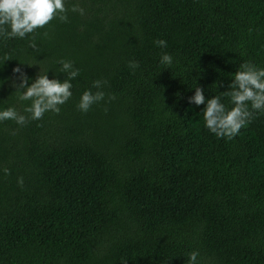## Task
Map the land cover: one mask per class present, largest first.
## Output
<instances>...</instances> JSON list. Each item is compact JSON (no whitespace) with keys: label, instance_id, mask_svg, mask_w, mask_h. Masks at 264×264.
<instances>
[{"label":"trees","instance_id":"16d2710c","mask_svg":"<svg viewBox=\"0 0 264 264\" xmlns=\"http://www.w3.org/2000/svg\"><path fill=\"white\" fill-rule=\"evenodd\" d=\"M73 3L83 14L0 37V104L18 112V62L79 69L58 113L0 121V264H187L192 250L199 264H264V112L228 139L187 102L196 82L217 95L240 63L264 66V0ZM93 80L104 99L81 112Z\"/></svg>","mask_w":264,"mask_h":264},{"label":"clouds","instance_id":"9594fccd","mask_svg":"<svg viewBox=\"0 0 264 264\" xmlns=\"http://www.w3.org/2000/svg\"><path fill=\"white\" fill-rule=\"evenodd\" d=\"M69 11L83 14L84 9L78 3L66 7V0H0V37L24 38L27 34L34 33L37 28H42L53 18L60 21L67 20ZM161 48L166 47L164 39H157L153 42ZM29 46L35 49L36 45L29 42ZM7 54L0 57V65L9 60ZM38 60V59H37ZM18 62V61H17ZM58 65L54 73L51 68L41 70L38 62L24 61L13 66L11 72L18 74L16 79L10 81L14 89L16 100L23 105V111L18 112L12 106L0 104V121L12 120L17 125H23L27 120H38L46 111L58 113L59 105L63 104L72 95L71 81L78 76L79 69L74 67L73 61L65 58H58L54 61ZM173 63V56L162 51L158 58V64L168 68ZM31 67L36 65L38 70L35 78L24 73L19 65ZM129 66L137 67L135 61H130ZM53 73L49 78L48 73ZM57 73H63L64 78H56ZM229 81L225 86L224 81L216 82V88L223 87L217 95L205 96L204 90L196 82L192 95L187 97L190 105L203 107L202 111L204 126L216 137L231 139L238 131L250 122L254 113L264 112V66H258L250 61L239 64L235 71L230 72ZM8 77L0 79V85L8 81ZM101 80H93L91 88L84 89L76 103V108L86 112L89 108L104 99L105 93L102 90ZM95 89V91H93ZM224 98H227L226 101ZM27 114V115H25ZM7 174V169H0ZM22 183V178H18ZM199 253L192 250L187 253V264H199ZM125 264V260L121 261Z\"/></svg>","mask_w":264,"mask_h":264}]
</instances>
